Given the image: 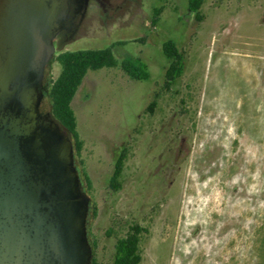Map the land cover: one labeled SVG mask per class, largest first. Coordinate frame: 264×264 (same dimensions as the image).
<instances>
[{
    "label": "rangeland",
    "instance_id": "rangeland-1",
    "mask_svg": "<svg viewBox=\"0 0 264 264\" xmlns=\"http://www.w3.org/2000/svg\"><path fill=\"white\" fill-rule=\"evenodd\" d=\"M133 7L56 39V55L130 41L115 56L140 57L150 71L147 81L116 68L89 71L73 101L98 261L112 264L117 238L138 223L148 230L141 264H264V0H204L201 21L188 0ZM154 8H162L156 25ZM168 40L185 54L170 90ZM60 72L54 63L53 77ZM43 110L51 114L48 97ZM123 147L129 158L115 192L110 180Z\"/></svg>",
    "mask_w": 264,
    "mask_h": 264
},
{
    "label": "water",
    "instance_id": "water-1",
    "mask_svg": "<svg viewBox=\"0 0 264 264\" xmlns=\"http://www.w3.org/2000/svg\"><path fill=\"white\" fill-rule=\"evenodd\" d=\"M68 0H0V264H92L72 137L40 110Z\"/></svg>",
    "mask_w": 264,
    "mask_h": 264
},
{
    "label": "trees",
    "instance_id": "trees-1",
    "mask_svg": "<svg viewBox=\"0 0 264 264\" xmlns=\"http://www.w3.org/2000/svg\"><path fill=\"white\" fill-rule=\"evenodd\" d=\"M203 4L204 0H188L189 12L195 14L199 21L203 19L201 16ZM159 10L162 11V8L154 13V25L158 23L157 16L161 13ZM129 43L130 41H119L104 49L61 52L55 55L47 67L45 96L50 100L51 114L72 137L75 158H81L85 143L78 131V120L72 105L88 72L99 71L103 68H116L122 70L133 81H147L150 79L149 66L140 57L125 56L122 60H119L115 56L116 48L123 47ZM163 53L170 62L165 73L164 88L170 90L184 74L185 54L177 47V44L173 40H168L163 44ZM54 63L61 65V72L57 78H54L52 75ZM156 106L157 100L149 106L148 111L152 112ZM128 158L129 148L123 147L116 158L114 172L110 180V188L115 192H119L123 188L122 179ZM76 168L80 175L81 183L84 180L89 190H91L92 182L84 168V161L80 159L79 165H76ZM92 205L91 203L90 211ZM93 213L97 215V208L95 206ZM260 229L264 234V222ZM147 232L148 230L138 223L130 225L127 233L117 238L112 264H141V243ZM90 243L94 253L92 264H103L98 261L95 255L96 244L91 239Z\"/></svg>",
    "mask_w": 264,
    "mask_h": 264
},
{
    "label": "flooded vegetation",
    "instance_id": "flooded-vegetation-1",
    "mask_svg": "<svg viewBox=\"0 0 264 264\" xmlns=\"http://www.w3.org/2000/svg\"><path fill=\"white\" fill-rule=\"evenodd\" d=\"M136 3L137 0H68L66 18L62 22L61 32L57 38L65 35L73 37L80 29L93 25L98 21L107 23L123 12L133 13L135 12V7L133 6ZM156 12H158V8L153 9V14ZM160 12L157 16L158 23L162 14V11ZM150 23L154 25V20L152 19ZM55 45L57 48L56 40ZM44 84H46V75ZM44 102L45 98L41 103L40 110L45 115L43 110Z\"/></svg>",
    "mask_w": 264,
    "mask_h": 264
},
{
    "label": "bare ground",
    "instance_id": "bare-ground-1",
    "mask_svg": "<svg viewBox=\"0 0 264 264\" xmlns=\"http://www.w3.org/2000/svg\"><path fill=\"white\" fill-rule=\"evenodd\" d=\"M192 216V215H191ZM196 224V223H195ZM204 242H205V240H204ZM205 244V243H204ZM183 245V244H182ZM203 248H205V247H203ZM183 250V249H182ZM198 250H199V248H198ZM208 250V249H207ZM187 251V250H186ZM193 254V253H192ZM186 255H187V253H186ZM203 256V255H202ZM180 261V260H179ZM190 261V260H189ZM212 262V261H211ZM176 264V263H175ZM181 264V263H180ZM196 264V263H195Z\"/></svg>",
    "mask_w": 264,
    "mask_h": 264
}]
</instances>
